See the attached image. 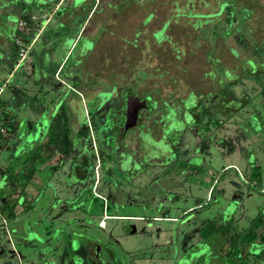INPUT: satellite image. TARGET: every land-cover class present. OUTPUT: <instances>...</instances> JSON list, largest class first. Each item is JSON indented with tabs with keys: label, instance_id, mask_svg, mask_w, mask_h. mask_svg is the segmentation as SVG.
I'll list each match as a JSON object with an SVG mask.
<instances>
[{
	"label": "rangeland",
	"instance_id": "rangeland-1",
	"mask_svg": "<svg viewBox=\"0 0 264 264\" xmlns=\"http://www.w3.org/2000/svg\"><path fill=\"white\" fill-rule=\"evenodd\" d=\"M23 1L31 23L14 15L6 20L26 37L36 33L34 40L20 39L32 47L17 67L0 58V100L19 120V131L0 141V264H203L192 221L218 214L240 230L264 214V192L245 175L258 165L257 188L264 189V0H101V12L92 11L98 0ZM85 9L86 17L93 14L77 37ZM10 11L19 14L16 4L0 6V19ZM64 54L59 74L41 69ZM74 54L81 57L79 77L92 76L90 97H75L86 107L96 90L116 82L149 108L126 130L122 160L92 155L94 175L79 169L82 179L70 156L53 165L58 155L39 161L37 153L27 196L18 199L19 172L35 166H25L26 154L17 153L42 131L34 102L23 94H35L45 115L67 86ZM255 69L258 74H247ZM193 101L220 123H194L186 110Z\"/></svg>",
	"mask_w": 264,
	"mask_h": 264
},
{
	"label": "trees",
	"instance_id": "trees-1",
	"mask_svg": "<svg viewBox=\"0 0 264 264\" xmlns=\"http://www.w3.org/2000/svg\"><path fill=\"white\" fill-rule=\"evenodd\" d=\"M4 1L6 2V0ZM15 2L17 7L19 8V16L17 15V18L23 20L24 23L30 24V14L26 11L27 3L23 0H16ZM107 2L108 5H110V2ZM100 6L103 7V5H101V0H98L92 11H96L98 9V11L101 12L102 8ZM85 11V14L83 13L84 17L82 21L80 20L76 25L75 32L77 37L79 32L81 35L84 33V30L86 29H83V24L85 20L90 18L91 14H93V12H91L86 17L87 9H85ZM216 11H214V13H216ZM228 19L229 18H224L226 22H228ZM168 24L166 26V29L168 28ZM92 30L93 28H90L89 32H91ZM16 34L19 36V39L23 41L29 39V37H26L22 32L18 30H16ZM164 35H167L169 37V35L165 32ZM93 39L92 41H88L90 44V48H92L95 44L96 38L94 37ZM153 39L158 42L154 37ZM72 44H74V42ZM30 47L31 46H29L28 50L30 49ZM18 49L19 48L15 44L14 40L11 38H7V47L5 49L7 50V53H0V58L3 55V59L5 60L4 63L7 67L13 68L14 65L15 67H17V65L20 63L17 62L15 64V60H17ZM84 52L88 53V50L83 49L82 56L84 55ZM76 55L77 54H74L72 56L73 69H71V73L68 74L67 82L64 84L67 86H63L65 88L64 92L58 93V99L57 102L54 103L53 109L50 110V105H52L51 102L49 104V107L46 109L45 115H42L43 111L37 107V102L41 101H38L39 98H36L35 94L28 96L22 93L23 98L26 97L25 101H28L30 103V106H33L31 103L34 102V107L39 112L36 113V118L38 117L39 120L38 130H40V127H42V131L39 134V138L33 141L32 146H28L22 150H19V152L17 153V156L22 153L26 154L24 159L26 161L24 164L25 166H35V169L33 170L29 169L19 172V178L18 180H16V185L18 187H21L16 195L18 199L21 196H27L25 186L28 183V180L33 177L34 173L37 170V163L33 158V156L37 153L39 161H41L42 159H49L53 154L58 155L56 162L53 165H58L60 162L70 156V160L72 161V164H74V169L76 171L79 169L84 171V177L87 174L86 172H90L91 175H94V163L92 162V155L94 154L93 147L97 149L99 157L101 159L104 158V156L108 158L110 153H112L113 155L115 153L116 157L122 160V146L124 147L125 145L124 136L126 135V130L135 126L138 119L142 121L141 112L149 108L145 101V107L139 109L137 108L134 111V108L131 106L130 98L137 97L139 99V97L135 94V92L131 94L130 91H128V88L116 86V82L106 90H96L94 92L95 96L90 99V102L92 104L89 108L83 104V98H78L76 100L75 97H78L81 92H84V97H86V99L90 97V95H87L85 90L88 86L93 84L91 82L92 80L90 79L92 78V76L88 78L84 76V79H82V77H79V70H75V67H78V65L81 63V58H76ZM64 58L65 54L63 55L61 60L57 61L54 69H52L51 71L52 73H54L56 69L57 74H59L63 70V65L65 63L64 60H66L67 57L66 59ZM262 60L263 59H259L258 61L262 62ZM42 70L44 72H47L46 68H43ZM258 73L259 71L255 69V72H250L247 74L255 75ZM260 81L261 80L259 79L257 80V82ZM232 82H235V80H231L227 83ZM192 104L193 105L188 107L186 110L194 113V116L191 117L194 123L202 122L203 119H206L207 122L214 123L215 125H218L220 123V120L218 118H215V116H213V113H210L205 108V106L199 108L198 102L195 103V101H193ZM4 106V102L0 100L1 126L4 128V133H0V141L2 142L7 141V139L5 138L7 133L15 134L19 131V120H16L15 115L11 112L7 113ZM30 109L31 107L27 109V111L30 112ZM27 121L28 122L26 123H28L29 127L33 128L36 125L35 122L30 120L29 118ZM159 125H161L160 122ZM161 127H163V125ZM205 128L207 130V127ZM136 133H143V130H139V132L137 131ZM131 137L133 140V136ZM202 140L204 139H201V141L199 142V151H205L208 146L207 141L202 145ZM90 143L92 144V146L90 145ZM223 143L226 142L223 140L221 142H218V144ZM27 144L30 143L27 142ZM113 144H115L114 150L111 149L113 148ZM227 148L233 149V147L230 145H228ZM141 155L143 156V152L141 153ZM124 157L126 159V157L129 156L124 154ZM131 159L133 160V158ZM42 165L45 164L43 163ZM83 168H86L88 170H83ZM51 173H53V171ZM83 173L80 175L83 176ZM245 175L248 181V185L256 189V191L258 192H264V189L257 188L259 186L261 177V172L258 165L250 166L248 168L247 174ZM77 177L82 178L78 175ZM212 189L213 187L210 188L209 194H212ZM202 206L203 205H198L197 207L189 211H193L196 208H200ZM27 207L28 206H26L25 208ZM194 223H196L197 225L198 241L199 243H201L200 249H202L201 252H199L201 253L199 256H203L201 257V259H203L204 257L206 259L207 257L206 262L204 261L203 264H212L213 262V264H217L218 262L219 264H264L261 259L262 251L264 249V214L257 213L253 218L249 220L247 226L239 228L240 230L234 228V222L231 217L226 216L224 218L218 214L212 217H205L194 220ZM212 249H217L216 252L219 254L218 258H215L213 256L214 253ZM215 260L217 261V263L215 262Z\"/></svg>",
	"mask_w": 264,
	"mask_h": 264
},
{
	"label": "crops",
	"instance_id": "crops-1",
	"mask_svg": "<svg viewBox=\"0 0 264 264\" xmlns=\"http://www.w3.org/2000/svg\"><path fill=\"white\" fill-rule=\"evenodd\" d=\"M3 1V0H2ZM10 1H12L13 2V4H11L10 3ZM10 1H3V2H5V3H3V2H0V6H1V8H3V7H6V6H8L9 4L10 5H15V1H13V0H10ZM28 4V3H27ZM45 4V3H44ZM29 5V4H28ZM41 5H43V4H37V5H35L34 6V8H36L37 6L39 7V6H41ZM73 7V6H72ZM71 7V8H72ZM75 7V6H74ZM38 9V8H37ZM2 14H5L7 17L5 18V20H3L2 18L0 19V53H3V54H6L7 53V50H5L6 49V47H7V38L8 39H13L14 40V42H16L17 40L20 42V39H19V36L16 34V26H15V24H13V23H10L9 21H7L6 19H8V18H10V16H12V15H14L15 16V20L17 21V14L15 13V12H13V11H10V12H6V13H3L2 12ZM15 21V22H16ZM56 22H58V23H60V25H62V26H64L63 24H65L63 21H61L60 19H58ZM7 23V24H6ZM46 23V22H45ZM5 24H6V26H5ZM44 26V25H43ZM42 26V27H43ZM73 31V33H74V30H72ZM36 34V33H35ZM35 34H30V36H29V39L31 38L32 40H34V38H35ZM74 39H76V37L74 38ZM74 41H72L71 42V45H72V43H73ZM16 44V43H15ZM32 47V46H31ZM31 47H30V49H31ZM71 47V46H70ZM69 47V48H70ZM29 49V50H30ZM3 50V51H2ZM69 50V49H68ZM67 50V51H68ZM43 58H44V55H43ZM42 58V60H41V58L39 59V61H38V63H40V64H42L43 63V59ZM76 58H81L80 56H77L76 55ZM51 61H54V64H56L57 63V60H53V59H51ZM51 61H49V60H45V62H46V64H44V66H45V68H46V71L47 72H51L52 71V69H54V66L51 64ZM60 64V63H59ZM59 66V65H58ZM41 69H43V68H41ZM57 70V69H56ZM54 71L55 73L57 72V71ZM54 74V73H53ZM76 100L78 99V98H75ZM228 165H230V164H228ZM227 165V166H228ZM78 176H81L80 174H81V171L79 170L78 171ZM190 207H188L187 209H189ZM191 210V209H190ZM249 221V220H248ZM192 223L193 224H196V223H194V221H192ZM247 224H248V222H247ZM247 224H245L246 226H247ZM197 226V225H196ZM246 226H243V227H246ZM242 227V228H243Z\"/></svg>",
	"mask_w": 264,
	"mask_h": 264
},
{
	"label": "built area",
	"instance_id": "built-area-1",
	"mask_svg": "<svg viewBox=\"0 0 264 264\" xmlns=\"http://www.w3.org/2000/svg\"><path fill=\"white\" fill-rule=\"evenodd\" d=\"M16 45L18 46V52H17V62H20L24 59L25 55H26V52L30 46L29 45H26V44H23L21 42H19L18 40L15 42ZM0 133L3 134L4 133V128L1 126V108H0ZM263 263H264V249L262 251V257H261Z\"/></svg>",
	"mask_w": 264,
	"mask_h": 264
},
{
	"label": "water",
	"instance_id": "water-1",
	"mask_svg": "<svg viewBox=\"0 0 264 264\" xmlns=\"http://www.w3.org/2000/svg\"><path fill=\"white\" fill-rule=\"evenodd\" d=\"M130 101H131V106L134 108V111L137 108L139 109V108L145 107V99L144 98L143 99H138L137 97H131ZM134 102L136 103V105L134 104ZM134 231H135L134 226H131L129 232H134Z\"/></svg>",
	"mask_w": 264,
	"mask_h": 264
},
{
	"label": "flooded vegetation",
	"instance_id": "flooded-vegetation-1",
	"mask_svg": "<svg viewBox=\"0 0 264 264\" xmlns=\"http://www.w3.org/2000/svg\"><path fill=\"white\" fill-rule=\"evenodd\" d=\"M93 47H94V45H93ZM93 47H92V49H93ZM92 49H91V50H92ZM138 97H139V96H138ZM142 98H143V97H139V99H142ZM51 102H52V101H51ZM55 102H57V100H56ZM55 102H54V103H55ZM54 103L52 102V105H50V110L53 109V105H54ZM143 136H146V134H143ZM139 138H140V137H139ZM93 149H94V154H93V155L96 156V157H99V154H98L97 149H95L94 147H93ZM143 155H145V154H143ZM94 156H93V157H94ZM104 158H105V156H104ZM94 160H95V159H93V161H92L93 163H94ZM92 253H93V252H92ZM98 260H100V258H99ZM97 263H99V262H97ZM99 264H100V263H99Z\"/></svg>",
	"mask_w": 264,
	"mask_h": 264
}]
</instances>
